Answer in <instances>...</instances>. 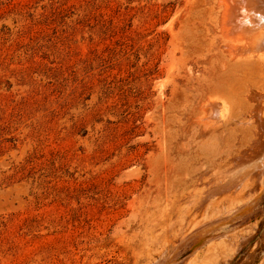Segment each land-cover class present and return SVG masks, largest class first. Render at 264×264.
<instances>
[{
    "label": "rangeland",
    "instance_id": "rangeland-1",
    "mask_svg": "<svg viewBox=\"0 0 264 264\" xmlns=\"http://www.w3.org/2000/svg\"><path fill=\"white\" fill-rule=\"evenodd\" d=\"M222 10L0 0V264H162L175 246V264H264V189L249 213L179 243L226 206L195 198L252 142L241 91L254 70L225 50ZM216 98L229 118L206 124Z\"/></svg>",
    "mask_w": 264,
    "mask_h": 264
},
{
    "label": "bare ground",
    "instance_id": "bare-ground-1",
    "mask_svg": "<svg viewBox=\"0 0 264 264\" xmlns=\"http://www.w3.org/2000/svg\"><path fill=\"white\" fill-rule=\"evenodd\" d=\"M219 4H220V6H223L222 18L220 17L221 21H218V22L221 23L220 24L221 26H219V28L221 27L220 31L222 32V36L224 37V41H225L224 46L226 48L225 50L233 58L240 60V62L242 64L245 63L246 65H250V67L253 68L250 70H252V71L254 70V72H252L254 76L252 75L253 76L252 78L251 77L248 78L249 79L248 83L247 82L244 83L245 86H242L243 89L241 91L244 94L247 93V96L245 98L244 97H242V98H244V102L246 103L247 108H249V109L246 112L245 111L246 109L244 108L243 111L246 112L245 114L248 113L247 116L245 115L246 116L245 118L248 119L247 122L250 123V126L253 124V127H254L253 132H250V133H252V135H251L252 139L250 140L252 142L249 143L248 142L249 139H244L247 141H243L242 143H244V144L240 147L244 146L245 148L243 147L244 149H242V148L238 149L239 153L240 152L241 153L239 154L235 163L231 161L232 167H231V165L227 164V165H229V166H227L228 168L231 167L228 169L227 167H225L226 166L225 165L224 167H225V169H227V171L222 170L224 168L223 167L221 170H222V172L223 171H225V172L221 173V174H217L218 170H220V167L218 168V170L216 169L217 170L216 175H214V173H215L214 172L213 174H210L213 177L211 176V178H210V176H209L208 179H206V181L208 180L209 182H207V185L205 187L203 186L205 189H201L200 192L198 191L199 194L198 195L196 194L197 196L195 199L198 200L197 201L198 203L196 202L198 204V208H197L198 210L200 208L203 209V207L199 206V202H202V201L207 202V200L210 198H213L214 200L212 199V201H215V205L212 207H214V208L217 207L220 204V201H223V200L226 201V203H224V204H226V206L224 207V205H223L222 207H224V208H222V210H221V206H220V209L218 206L219 210L218 209L217 210L218 211L221 210L219 215L215 214L214 216H212V215L210 216V214L214 213V212L212 213L213 210H211V212L209 214V216L211 218L208 215H206L209 217V218L207 217L208 221L204 220L203 218L202 219L204 221L202 219H200L201 221H203V223L200 226H198L196 230L190 232L186 236L182 237V235L177 232L178 233L177 236H179V234H180L181 235L180 237H182L179 240L180 241L179 243H182V242L185 243L186 241H188L190 239H192L194 242L202 241L208 233L209 234L213 233V231L216 229V226L218 224L220 225L221 221H223L226 217L228 218V216L231 217V215L233 216V215H238V214H243V213H249L253 209V204L255 202H257V200L260 198L259 193L264 189V90H263L264 88L261 89L259 87L258 88L255 87V86H261L262 85L261 83L264 80V0H219ZM172 69H173V64L168 66L166 76L159 79L158 90L160 93L162 92V88L164 86V83H165L168 75H170V72ZM245 81H247V80H245ZM253 85H255V86H253ZM253 87H255V88H253ZM222 97H224V96H222ZM222 97H219L218 99L220 100V98H222ZM226 97H227V95L225 96V98ZM228 98H230V96H228ZM218 99H217V101L215 99H214V101L209 100L211 102H209L208 106L205 109H203L204 111H206V115L208 118L207 119L208 121H206L208 123L205 122L206 124L210 123V125H211V123H212V125H213L214 123H217V122L219 123L220 121L225 119L227 114L229 115V113H230V112L227 113L226 106H225V104H223L225 102L222 103V101H219ZM224 100L226 101V99H224ZM232 100H233V98H232ZM241 101L243 102V100H241ZM231 102H233V101H231ZM239 104H241V103H239ZM239 104H238V106H239ZM226 105L229 107L231 104H229V105L226 104ZM236 105H237V103H236ZM232 106H234V105H232ZM220 124H221V122H220ZM250 126L248 128H250ZM247 143H248V145H247ZM242 150H243V152H242ZM234 151L238 152L236 149ZM233 156H234V154H233ZM230 159H229V163H230ZM225 162H227V159L225 160ZM220 171H219V173H220ZM193 195L194 194L192 193L191 197ZM195 199L193 198V200H195ZM190 200H192V199H190ZM194 202H193V204H194ZM216 202H219V204ZM211 203L212 202H209L210 205H212ZM209 204H207V205L209 206ZM216 204H217V206H216ZM189 205H190V202H189ZM196 207H197V205H196ZM212 207L210 209H212ZM214 210H216V209H214ZM204 211H203V213H204ZM201 214H202V212H201ZM205 214H207V210H206ZM200 216H203V214ZM197 218H198V216H197ZM209 219H211V220H209ZM190 223H191V219H190ZM199 223H201V222L198 221L197 224H199ZM180 224L183 225V223H181V222H180ZM180 224H178V225H180ZM197 224H194V225H197ZM194 225H192L191 227L193 228ZM181 227L184 228V226H181ZM191 227H188V228H190L189 230L192 229ZM178 229H180V228H178ZM178 229H177V231H178ZM182 233H184V232H182ZM186 233H188V232H186ZM180 237H178V238H180ZM222 244H223V248H224L225 247L224 241L222 242ZM229 244H231V243H229ZM216 245L217 244H215V242L212 245L210 244L208 246V250L213 251L214 248L218 249V247H216ZM218 246H221V245L218 244ZM231 246H232V244H231ZM178 247L179 246H175L173 248V250L167 255H165L163 252H161L159 254L162 256H163V254L165 255V257L162 261V264H175V261L177 260L176 251H177ZM226 248H225V250H226ZM163 251H164V249H163ZM219 251H221V250L219 249ZM223 251H221V252L223 253ZM219 253H218V255H215V253H214L213 254L214 257L215 258H216V256L219 257ZM222 253L220 255H222ZM210 254H211V252H210ZM208 255H209V253L207 254V256ZM213 255H209V258H210V256H213ZM223 255H224V253H223ZM223 258H225V257L223 256ZM220 259H222V258H220ZM212 260L214 261V259H212ZM217 262L218 261H216V263ZM201 264H204V263H201ZM222 264H225V263L222 262Z\"/></svg>",
    "mask_w": 264,
    "mask_h": 264
}]
</instances>
